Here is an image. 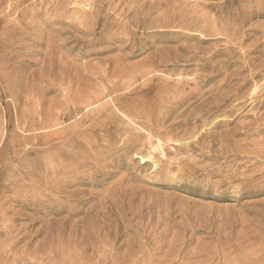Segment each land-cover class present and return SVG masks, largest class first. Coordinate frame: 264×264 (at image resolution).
Here are the masks:
<instances>
[{"label":"rangeland","instance_id":"374dc122","mask_svg":"<svg viewBox=\"0 0 264 264\" xmlns=\"http://www.w3.org/2000/svg\"><path fill=\"white\" fill-rule=\"evenodd\" d=\"M263 85L264 0H0V264H264Z\"/></svg>","mask_w":264,"mask_h":264},{"label":"bare ground","instance_id":"6f19581e","mask_svg":"<svg viewBox=\"0 0 264 264\" xmlns=\"http://www.w3.org/2000/svg\"><path fill=\"white\" fill-rule=\"evenodd\" d=\"M2 1H3V0H2ZM17 1H18V0H17ZM11 2H12V0H11ZM13 2H14V1H13ZM11 4H12V3H11ZM13 4H14V3H13ZM16 5H17V4H16ZM16 5H15V6H16ZM9 6H11V5H9ZM13 6H14V5H13ZM16 8H17V10H18V7H16ZM10 11H12V10H10ZM14 11H15V10H14ZM189 19H190V18H189ZM5 23H6V22H5ZM5 23H3L4 26H6ZM202 23H204V22H202ZM225 25H226V24H225ZM1 27H2V26H1ZM227 28H228V27H227ZM210 29H211V28H210ZM194 30H195V29H194ZM214 31H215V30H214ZM215 34H216V33H215ZM229 35H230V34H229ZM193 57H194V56H193ZM164 65H165V64H164ZM213 71H214V70H213ZM145 72H146V71H145ZM145 72H144V73H145ZM138 77H139V76H138ZM208 78H209V77H208ZM124 80H125V79H124ZM240 80H241V79H240ZM246 80H247V79H246ZM223 81H224V80H223ZM227 81H228V80H227ZM232 81H233V80H232ZM122 82H123V81H122ZM127 82H129V81H127ZM225 82H226V81H225ZM228 82H229V81H228ZM234 82H235V81H234ZM222 83H223V82H222ZM238 83H239V82H237V85H238ZM241 83H242V82H241ZM121 84H122V83H121ZM121 84H120V85H121ZM202 84H203V83H202ZM234 84H235V83H234ZM239 84H240V83H239ZM112 85H113V84H112ZM118 85H119V84H118ZM122 85H123V84H122ZM124 85H125V83H124ZM127 85H128V84H127ZM127 85H126V86H127ZM224 85H225V84H224ZM255 85H256V84H255ZM220 86H221V85H220ZM233 86H234V85H233ZM263 86H264V85H263ZM222 87H223V86H222ZM236 87H237V86H235L234 88H236ZM239 87H240V86H239ZM119 88H120V89H119ZM217 88H219V87H217ZM226 88H227V87H226ZM228 88H229V87H228ZM258 88H259V87H258ZM118 89L121 90V86L118 87ZM122 89H123V87H122ZM127 89H128V88H127ZM220 89H221V87H220ZM236 89H238V88H236ZM254 89L256 90V88H254ZM111 90H112V89H111ZM125 90H126V89H125ZM221 90H222V89H221ZM225 90H226V89H225ZM231 90H232V88H231ZM255 90H254V91H255ZM11 91H12V90H11ZM97 91H98V90H97ZM194 91H195V90H194ZM219 91H220V90H219ZM254 91H253V92H254ZM29 92H30V91H28V93H29ZM85 92H86V91H85ZM91 92H92V91H91ZM101 92H105V91H101ZM117 92H118V90H117ZM191 92H192V91H191ZM223 92H225V91H222V94H223ZM93 93H95V92H93ZM97 93H98V92H97ZM97 93H96V94H97ZM114 93H116V92H115V89H114ZM218 93H219V92H218ZM218 93H217V94H218ZM236 93H237V92H236ZM239 93H240V91H239ZM14 94H15V93H14ZM14 94H11V95H13V96L16 97V95H14ZM30 94H31V93H30ZM84 94H85V93H84ZM90 94H92V93H90ZM96 94H95V95L93 94V95H94V96H97L98 94H97V95H96ZM101 94H102V93H101ZM101 94H99L98 96H101ZM106 94H107V93H106ZM106 94H105V95H106ZM112 94H113V93H112ZM227 94H228V93H227ZM31 95H32V94H31ZM62 95H63V94H62ZM93 95H92V96H93ZM110 95H111V94H110ZM224 95H226V94L224 93ZM242 95H243V94H242ZM28 96H29V94H28ZM28 96H27V97H28ZM253 96H254V95H253ZM256 96H259V95H256ZM256 96H255V97H256ZM102 97H103V96H102ZM110 97H111V96H110ZM114 97H115V96H114ZM217 97H218V96H217ZM217 97H216V98H217ZM222 97H223V96H222ZM225 97H226V96H225ZM233 97H234V96H233ZM240 97L242 98L243 96H240ZM245 97H246V96H245ZM261 97H262V96H261ZM16 98H17V97H16ZM16 98H15V100H16ZM18 98H20V96H19ZM28 98H30V97H28ZM28 98H27V99H28ZM82 98H83V97H82ZM93 98H94V97H93ZM97 98H98V97H96V99H97ZM234 98H235V97H234ZM263 98H264V97H263ZM263 98H262V99H263ZM11 99H12V98H11ZM37 99H39V97H38ZM98 99H99V98H98ZM108 99H109V98H108ZM110 99H111V98H110ZM110 99H109V100H110ZM115 99H116V98H115ZM115 99H114V100H115ZM220 99H221V98H220ZM223 99H224V97H223ZM225 99H227V98H225ZM228 99H229V98H228ZM237 99H239V97H238ZM242 99H243V98H242ZM255 99H256V98H255ZM260 99H261V98H260ZM83 100H85V99H83ZM86 100H87L88 102L90 101V100H88V98H87ZM93 100H95V98H94ZM218 100H219V99H218ZM230 100H231V99H230ZM232 100H233V99H232ZM247 100H249V99H247ZM258 100H259V99H258ZM37 101H38V100H37ZM37 101H36V102H37ZM117 101H118V100H117ZM227 101H228V100H227ZM236 101H237V100H236ZM240 101H242V100L240 99ZM243 101H244V100H243ZM20 102H21V100H19V104H20ZM22 102H23V101H22ZM22 102H21V103H22ZM39 102H40V101H39ZM88 102H87V103H88ZM93 102H94V101H93ZM112 102H113V101H112ZM147 102H148V101H147ZM229 102H230V101H229ZM245 102H246V101H245ZM260 102H261V101H260ZM23 103H24V105H25V101H24ZM84 103H86V102H84ZM89 103H90V102H89ZM95 103H98V102H95ZM212 103H213V102H212ZM215 103H216V102H215ZM217 103H218V102H217ZM225 103H226V102H225ZM230 103H231V102H230ZM230 103H229V104H230ZM238 103H239V102H238ZM251 103H253V101H252ZM251 103H250V104H251ZM256 103H257V102H256ZM26 104H27V103H26ZM36 104H37V103H36ZM40 104H41V103H40ZM56 104H58V103H56ZM66 104H67V103H66ZM93 104H94V103H93ZM241 104H242V103H241ZM250 104H249V105H250ZM257 104H259V103H257ZM257 104H256V105H257ZM263 104H264V103H263ZM15 105H16V104H15ZM17 105H18V104H17ZM24 105H23V106H24ZM51 105H52V103H51ZM53 105L55 106V103H54ZM80 105H82V104H80ZM83 105H84V104H83ZM85 105H86V104H85ZM206 105H207V104H206ZM220 105H221V104H220ZM231 105H232V104H231ZM243 105H244V104H243ZM34 106H36V105H34ZM49 106H50V105H49ZM88 106H89V104H88ZM100 106H101V105H100ZM210 106H211V108H212V107H215L216 105H214V106L210 105ZM217 106H218V105H217ZM228 106H229V105H228ZM233 106H234V105H233ZM259 106H260V105H259ZM13 107H14V106H13ZM36 107H37V106H36ZM41 107H42V106H41ZM55 107H56V106H55ZM55 107H54V108H55ZM219 107H220V106H219ZM231 107H232V106H231ZM234 107H235V106H234ZM253 107H254V105H253ZM17 108H18V107H17ZM38 108H39V107H38ZM38 108H37V109H38ZM54 108H52V106H51V109H54ZM58 108H59V106H58ZM86 108H87V107H86ZM86 108H85V109H86ZM117 108H118V107H117ZM206 108H207V107H206ZM228 108H229V107H228ZM248 108H249V107H248ZM255 108H256V106H255ZM18 109H19V108H18ZM48 109H49V108H47V109H43V110H45V111L48 112ZM55 109H56V108H55ZM83 109H84V108H83ZM226 109H227V108H226ZM14 110H15V109H14ZM57 110H58V109H57ZM234 110H235V109H234ZM236 110H237V109H236ZM32 111H33V110H32ZM36 111H37V110H36ZM41 111H42V110H41ZM45 111H44V112H45ZM52 111H54V110H52ZM58 111H59V110H58ZM73 111H74V110H73ZM136 111H137V110H136ZM205 111H206V110H205ZM223 111H225V110H223ZM231 111H232V110H231ZM21 112H22V111H21ZM21 112H20V113H21ZM56 112H57V111L55 110V113H56ZM101 112H102V111H101ZM118 112H119V111H118ZM212 112H213V111H212ZM221 112H222V111H221ZM233 112H234V111H233ZM15 113H16V111H15ZM20 113H19V114H20ZM99 113H100V112H99ZM119 113H120V112H119ZM207 113H208V112H207ZM209 113H210V112H209ZM213 113H215V112H213ZM213 113H212V114H213ZM223 113H224V112H223ZM223 113H222V114H223ZM236 113H237V112H236ZM24 114H25V113H24ZM42 114H43V113H42ZM74 114H75V112H74ZM215 114H216V113H215ZM228 114H229V113H228ZM231 114H232V113H230V115H231ZM234 114H235V113H234ZM7 115H8V114H7ZM22 115H23V113H21V117H22ZM32 115H33V114H32ZM32 115H31V116H32ZM40 115H41V114H40ZM40 115H39V117H40ZM44 115H45V114H44ZM47 115H49V114H47ZM54 115H55V114H54ZM77 115H78V114H77ZM79 115H80V114H79ZM119 115H120V114H119ZM121 115H122V114H121ZM155 115H156V113H155ZM207 115H208V114H207ZM217 115H218V114H217ZM217 115H216V116H217ZM235 115H236V114H235ZM17 116H18V115H17ZM23 116H24V115H23ZM36 116H38V115H36ZM41 116H42V115H41ZM56 116H57V115H56ZM66 116H67V115H66ZM124 116H125V115H124ZM221 116H222V115H221ZM231 116H232V115H231ZM237 116H238V115H237ZM260 116H261V115H260ZM39 117H38V118H39ZM42 117H43V116H42ZM49 117H50V116H49ZM57 117H58V116H57ZM61 117H62V116H61ZM99 117H100V116H99ZM127 117H128V116H127ZM127 117H126V118H127ZM204 117H205V116H204ZM227 117H228V115H227ZM254 117H255V116H254ZM31 118H32V117H31ZM43 118H44V117H43ZM43 118H40V119H42V121L44 122ZM124 118H125V117H124ZM155 118H156V117H155ZM200 118H201V117H200ZM224 118H225V117H224ZM232 118H233V117H232ZM257 118H258V116L256 117V119H257ZM261 118H262V116H261ZM50 119H51V118H50ZM53 119H54V117H53ZM53 119H52V120H53ZM128 119H129V118H128ZM235 119H236V118H235ZM16 120H17V118H16ZM19 120H21V118H20ZM31 120H32V119H31ZM46 120H47V119H46ZM48 120H49V119H48ZM61 120H62V119H61ZM135 120H136V119H135ZM226 120H227V119H226ZM258 120H259V119H257L256 121H258ZM17 121H18V120H17ZM24 121H26L25 118H24ZM213 121H214V120H213ZM222 121H223V119H222ZM251 121H253V120L251 119ZM256 121H255V122H256ZM263 121H264V119H263ZM15 122H16V121H15ZM20 122H21V121H20ZM30 122H31V121H30ZM45 122H47V121H45ZM48 122H49V121H48ZM255 122H252V123H255ZM18 123H19V122H18ZM41 123H42V122H41ZM56 123H57V122H56ZM225 123H226V121H225ZM258 123H259V122H257V124H258ZM16 124H17V123H16ZM22 124H23V122H22ZM24 124H25V123H24ZM24 124H23V126H24ZM45 124H47V123H45ZM49 124H50V123H49ZM53 124H54V123H53ZM248 124H249V123H248ZM248 124H247V125H248ZM262 124H263V123H261V125H262ZM41 125H43V124H41ZM50 125H52V124H50ZM50 125H49V127H50ZM250 125H251V123H250ZM15 126H16V125H15ZM21 126H22V125H21ZM36 126H37V125H36ZM36 126H34V127H36ZM45 126H46V125H45ZM217 126H218V125H217ZM244 126H245V125H244ZM16 127H17V126H16ZM247 127H251V126H247ZM256 127H257V126H256ZM261 127H262V126H261ZM18 128H19V127H18ZM21 128L24 129L23 127H21ZM31 128H32V127H31ZM129 128H130V127H129ZM236 128H237V127H236ZM238 128H239V127H238ZM238 128H237V129H238ZM244 128H245V127H244ZM46 129H47V127H46ZM53 129H54V128H53ZM71 129H72V127H71ZM240 129H241V128H240ZM251 129H252V127H251ZM257 129H258V128H257ZM257 129H256V130H257ZM26 130H27V128H26ZM34 130H35V129H34ZM34 130L32 129V131H34ZM36 130H37V129H36ZM50 130H51V129H50ZM117 130H118V129H117ZM244 130H248V129H244ZM32 131H31V132H32ZM61 131H62V130H60V132H61ZM71 131H73V129H72ZM71 131L68 130V131H66V132H71ZM236 131H237V130H236ZM236 131L234 130L233 132H236ZM242 131H243V130H242ZM37 132H38V130H37ZM53 132H54V131H53ZM222 132H223V131H222ZM245 132H247V131H245ZM249 132H250V131H249ZM258 132H263V128H262V130H258ZM118 133H119V132H118ZM208 133H209V132H208ZM212 133H213V132H212ZM216 133H217V132H216ZM220 133H221V132H220ZM225 133H226V132H225ZM236 133H237V132H236ZM255 133H256V132H254V134H255ZM50 134H51V133H50ZM50 134H49L48 136H50ZM55 134H56V133H55ZM66 134H67V133H66ZM68 134H69V133H68ZM71 134H72V133H71ZM80 134H81V133H80ZM85 134H86V133H85ZM119 134H120V133H119ZM226 134H227V133H226ZM229 134H230V133H229ZM234 134H235V133H234ZM241 134H242V133H241ZM244 134H245V133H244ZM246 134H247V133H246ZM261 134H262V133H261ZM51 135H52V134H51ZM61 135H62V134H61ZM87 135H88V134H87ZM205 135H206V134H205ZM216 135H217V134H216ZM224 135H225V134H224ZM230 135H231V134H230ZM230 135H229V136H230ZM235 135H236V134H235ZM252 135H253V134H252ZM259 135H260V134H259ZM259 135H258V136H259ZM38 136H39V135H38ZM201 136H202V135H201ZM203 136H204V134H203ZM203 136H202V138H203ZM206 136H207V135H206ZM248 136H249V135H248ZM256 136H257V135H256ZM52 137H53V136H52ZM118 137H120V135H119ZM118 137H117V138H118ZM121 137H122V136H121ZM223 137H224V136H223ZM227 137H228V136H227ZM244 137H245V136H244ZM259 137H261V135H260ZM263 137H264V136H263ZM34 138H35V137H34ZM40 138H41V137H40ZM44 138H45V137H42L43 140H44ZM54 138H55V137H54ZM59 138H61L60 135H59ZM59 138H57V139H59ZM63 138H64V137H63ZM63 138H62V139H63ZM87 138H89V137H87ZM112 138H113V137H112ZM202 138H200V139H202ZM228 138H229V137H228ZM240 138H241V136H240ZM245 138H246V137H245ZM249 138H252V137H249ZM21 139H22V137H21ZM45 139H46V138H45ZM48 139H50V137H49ZM52 139H53V138H52ZM62 139H61V142H62ZM76 139H77V138H76ZM84 139H86V138H84ZM89 139H90V138H89ZM238 139H239V138H238ZM241 139H242V138H241ZM254 139L256 140V139H258V138L256 137V138H254ZM254 139H253V140H254ZM259 139H261V138H259ZM46 140H47V139H46ZM46 140H45V141H46ZM118 140H119V138H118ZM204 140H206V139H204ZM208 140H209V139H208ZM215 140H216V139H215ZM224 140H225V138H224ZM231 140H232V138H231ZM233 140H234V138H233ZM246 140H247V139H246ZM246 140H245V142H246ZM255 140H254V141H255ZM48 141H49V140H48ZM48 141H47V142H48ZM65 141H66V140H65ZM213 141H214V140H213ZM216 141H217V140H216ZM218 141H219V140H218ZM218 141H217V142H218ZM222 141H223V139L221 140V142H222ZM235 141H237V139H236ZM241 141H242V140H241ZM247 141H248V140H247ZM250 141H251V139H250ZM254 141H253V142H254ZM50 142H51V140H50ZM219 142H220V141H219ZM219 142H218V144H219ZM225 142H226V141H225ZM225 142H224V143H225ZM227 142H228V141H227ZM243 142H244V141H243ZM18 143H19V142H18ZM41 143H42V142H41ZM44 143H45V142H44ZM51 143H52V142H51ZM87 143H88V141H87ZM209 143H210V142H209ZM211 143H212V142H211ZM211 143H210V144H211ZM249 143H251V142H249ZM216 144H217V143H216ZM226 144H227L226 147H228L229 142L226 143ZM240 144H241V143H240ZM263 144H264V142H263ZM263 144H262V145H263ZM9 145H10V144H9ZM43 145H44V144H43ZM208 145H209V144H208ZM241 145L243 146V144H241ZM244 145H246V147L249 146V145H247L246 143H245ZM256 145H257V147H259V148L261 147V148H262V146H261V145L259 146L258 143H257ZM17 146H18V145H17ZM45 146H46V145H45ZM45 146H43V147H45ZM80 146H81V145H80ZM80 146H79V147H80ZM214 146H215V145H214ZM224 146H225V144H224ZM231 146H232V144H231ZM235 146H236V145H235ZM235 146H232V147L235 148ZM250 146H252V145H250ZM34 147H35V146H34ZM79 147H78V148H79ZM221 147H222V144H221ZM244 147H245V146H244ZM254 147H255V145H254ZM257 147H256V148H257ZM25 148H27V146H26ZM25 148H24V149H25ZM82 148H83V147H82ZM84 148H86V147H84ZM99 148H100V146H99ZM99 148H97V149H99ZM216 148H217V147H216ZM263 148H264V147H263ZM41 149H42V148H41ZM80 149H81V148H80ZM208 149H209V148H208ZM221 149H223V148H221ZM232 149H233V148H232ZM241 149H242V148H241ZM244 149H246V148H244ZM249 149H250V148H249ZM10 150H11V149H10ZM83 150H84V149H83ZM95 150H96V149H95ZM99 150H100V149H99ZM206 150H207V148H206ZM209 150H210V149H209ZM224 150H225V147H224ZM228 150H229V149H228ZM228 150H227V151H228ZM247 150H248V149H247ZM12 151H13V150H12ZM14 151H15V150H14ZM80 151H81V150H80ZM86 151H88V150L86 149ZM220 151H221V150H220ZM233 151H234V150H233ZM245 151H246V150H245ZM24 152H25V151H23L22 153L24 154ZM77 152H78V151H77ZM90 152H91V150H90ZM208 152H209V151H208ZM224 152H225V151H224ZM234 152H235V151H234ZM234 152H233V153H234ZM249 152H250V151H249ZM19 153H20V152H19ZM22 153H20V154H22ZM39 153H40V152H39ZM79 153H80V152H79ZM79 153H77V154H79ZM87 153H88V152H87ZM91 153H92V152H91ZM108 153H109V152H108ZM205 153H207V152H205ZM209 153H210V152H209ZM238 153H239V152H238ZM33 154H34V153H33ZM64 154H65V153H64ZM68 154H69V153H68ZM68 154H67V155H68ZM82 154H83V153H82ZM82 154H81V156H82ZM84 154H85V153H84ZM84 154H83V155H84ZM88 154H90V153H88ZM92 154H93V153H92ZM211 154H212V153H211ZM211 154H210V155H211ZM218 154H220V153H218ZM221 154L223 155V153H221ZM224 154H225V153H224ZM227 154H228V153H227ZM241 154H242V152H241ZM36 155H37V154H36ZM67 155H66V156H67ZM70 155H71V154H70ZM79 155H80V154H79ZM204 155H205V154H204ZM235 155H237V154H235ZM244 155H245V154H244ZM248 155H250V154H248ZM248 155H247V156H248ZM21 156H22V155H21ZM25 156H27V155H25ZM64 156H65V155H64ZM68 156H69V155H68ZM213 156H214V154H213ZM259 156H260V155H259ZM262 156H263V155H262ZM16 157H18V156H16ZM19 157H20V156H19ZM31 157H32V156H31ZM35 157L37 158V156H34V158H35ZM78 157H79V156H78ZM82 157H83V156H82ZM218 157H219V156H218ZM224 157H225V156H224ZM255 157H256V156H255ZM28 158H29V157H28ZM28 158H27V159H28ZM69 158H70V157H69ZM74 158H76V157H74ZM80 158H81V157H80ZM212 158H213V157H212ZM243 158H244V157H243ZM245 158H246V156H245ZM247 158H249V157H247ZM29 159H30V158H29ZM29 159H28V160H29ZM71 159H72V157H71ZM235 159H236V158H235ZM252 159H253V158H252ZM263 159H264V158H263ZM34 160H35V159H34ZM36 160H38V159H36ZM67 160H69V159H67ZM215 160H216V159H215ZM233 160H234V159H233ZM236 160H237V159H236ZM244 160H246V159H244ZM31 161H32V160H31ZM40 161H41V160H40ZM59 161H60V160H59ZM69 161H70V160H69ZM241 161H242V160H241ZM254 161L256 162V160H254ZM48 162H49V161H48ZM226 162H227V161H226ZM228 162H229V161H228ZM231 162H232V161H231ZM237 162H239V161H237ZM255 162H254V163H255ZM259 162H260V161H259ZM262 162H263V161H262ZM22 163H23V162H22ZM29 163H30V162H29ZM34 163H35V162H34ZM59 163H60V162H59ZM70 163H71V162H70ZM229 163H230V162H229ZM234 163H235V162H234ZM245 163H246V162H245ZM245 163H244V164H245ZM30 164H31V163H30ZM255 164H257V163H255ZM32 165H33V164H31V167H32ZM36 165H37V164H36ZM45 165H46V164H45ZM20 166H21V165H20ZM23 166H24V165H22V167H23ZM28 166H29V165H28ZM40 166H41V165H40ZM46 166H48V165H46ZM66 166H67V165H66ZM229 166H230V164H229ZM249 166H250V165H249ZM259 166H260V165H259ZM259 166H258V167H257V166H254V167L259 168ZM22 167H20V169H21ZM33 167H34V166H33ZM227 167H228V166H227ZM227 167H226V169H227ZM231 167H233V166L231 165ZM23 168H24V170L27 169V168H25V167H23ZM23 168H22V169H23ZM35 168H36V167H34V169H35ZM48 168H50V167H48ZM249 168L251 169V167H249ZM257 168H256V169H257ZM67 169H68V168H67ZM232 169H233V168H232ZM244 169H245V168H244ZM27 170H28V169H27ZM38 170H41V169H39V167H38ZM42 170H43V167H42ZM46 170H47V169H46ZM49 170H50V169H49ZM63 170H64V169H63ZM229 170H230V169H229ZM234 170H235V169H234ZM238 170H239V168H238ZM262 170H264V169H262ZM64 171H66V169H65ZM230 171H231V170H230ZM230 171H229V173H230ZM244 171H245V170H244ZM247 171H249V170H247ZM50 172H51V171H50ZM231 172H232V171H231ZM39 173H40V172H39ZM46 173H47V172H45V174H46ZM51 173H52V172H51ZM55 173H56V172H55ZM57 173H58V171H57ZM63 173H64V172H63ZM234 173H235V172H234ZM244 173H245V172H244ZM244 173H243V174H244ZM251 173H252V172H251ZM255 173H256V171H255ZM255 173H254V174H255ZM259 173L262 174L263 172H262V173L259 172ZM17 174H18V173H17ZM241 174H242V173H241ZM248 174H249V172H248ZM256 174H257V173H256ZM227 175H228V174H227ZM258 175H259V174H258ZM55 176H56V175H55ZM230 176H231V174H230ZM233 176H234V175H233ZM253 176H254V175H253ZM53 178H54V177H53ZM46 179H47V178H46ZM49 179H50V178H49ZM234 179H235V178H234ZM248 179H249V178H248ZM36 180H37V179H36ZM55 180H56V179H55ZM228 180H230V179L228 178ZM43 181H44V180H43ZM47 181H48V180H47ZM49 181H50V180H49ZM223 181H224V180H223ZM263 181H264V180H263ZM45 182H46V181H45ZM224 182H225V181H224ZM24 183H25V182H24ZM38 183H40V182H37V184H38ZM41 183H42V182H41ZM242 183H243V182H242ZM14 184H15V183H14ZM17 184H18V183H17ZM49 184H50V183H49ZM230 184H231V183H230ZM15 185H16V184H15ZM38 185H39V184H38ZM41 185H44V184L42 183ZM12 186H13V185H12ZM19 186H21V185H19ZM19 186H16V187H19ZM51 186H52V185H51ZM262 186H263V185H262ZM48 187H49V186H48ZM237 187L239 188L240 186H237ZM21 189H22V188H21ZM12 190H13V189H12ZM15 190H17V189H15ZM18 191H19V190H18ZM20 191H21V190H20ZM12 192H14V191H12ZM12 192H11V194H12ZM11 194H10V195H11ZM16 194H17V193H16ZM20 194H21V193H20ZM28 194H29V193H28ZM33 194H34V193H33ZM17 195H18V194H17ZM23 195H24V194H23ZM6 196H7V195H6ZM6 196H5V197H6ZM12 197H13V196H12ZM9 198H10V197H9ZM66 198H67V197H66ZM6 199H7V198H6ZM23 199H24V197H23ZM13 200H14V199H13ZM2 201L4 202V197H3V200H2ZM24 202H26V201H24ZM13 203H14V202H13ZM14 204H15V203H14ZM16 205H17V204H16ZM29 218H30V217H29Z\"/></svg>","mask_w":264,"mask_h":264}]
</instances>
